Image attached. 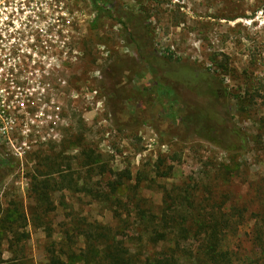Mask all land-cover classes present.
Returning a JSON list of instances; mask_svg holds the SVG:
<instances>
[{"label":"rangeland","instance_id":"1","mask_svg":"<svg viewBox=\"0 0 264 264\" xmlns=\"http://www.w3.org/2000/svg\"><path fill=\"white\" fill-rule=\"evenodd\" d=\"M137 17L142 52L129 38ZM214 54L228 65L222 87L245 144L210 133L195 86L178 74L217 76ZM168 81L175 96L166 102L157 90ZM89 150L110 181L125 171L138 178L150 210L162 207L164 189L206 184L224 205L259 213L264 230V0H109L98 18L90 0H0V264H46L51 240L68 243L73 215L113 225L81 192L51 191V210L36 199L38 183L89 180ZM252 222L240 226L243 242ZM73 239L79 252L83 240Z\"/></svg>","mask_w":264,"mask_h":264},{"label":"trees","instance_id":"2","mask_svg":"<svg viewBox=\"0 0 264 264\" xmlns=\"http://www.w3.org/2000/svg\"><path fill=\"white\" fill-rule=\"evenodd\" d=\"M90 2L97 18L109 4V0ZM131 28L130 41L139 52L146 51L148 46L146 37H143V21L138 17L131 19ZM209 60L218 77L195 73L190 68L182 69L178 74L195 86L193 96L204 111L210 133L216 136L224 131L228 137H236L241 144H245V135L235 131L234 127L232 129V117L226 101L228 94L222 87L229 75L228 65L226 61H218L215 54ZM167 76L172 79L176 73ZM159 87L157 93L166 102L170 96H175L169 81ZM177 118L178 128H185L186 118ZM203 138L210 140L208 136ZM82 154L85 161L81 166L86 169L89 180L79 185L72 179L61 177L62 186L57 189H53L57 183H38L35 192L37 202L40 207L51 210V191H78L91 202L103 205L111 213L113 225L90 223L73 215L68 220L67 229L63 230L68 243L58 248L51 240L49 225L40 224L51 240L46 249V264H264L259 257L260 252L264 255V230L259 226V213L248 217L238 208L228 207L222 199H216L208 185L189 183L164 189L162 207L158 211L150 210L141 195L138 178L133 179L131 173L125 171L110 181L104 165L99 163V157H95L91 150ZM96 170L101 181L92 185L90 176L96 174ZM168 175L166 172L161 177ZM134 180L136 184L128 185ZM38 219L43 222L42 216ZM247 221H253V225L246 233L248 240L245 244L240 226ZM261 221L264 222L263 219ZM8 229L11 230V227ZM73 237L83 240L84 245L79 252L70 245L74 242Z\"/></svg>","mask_w":264,"mask_h":264}]
</instances>
